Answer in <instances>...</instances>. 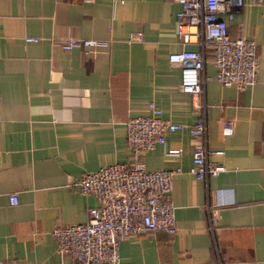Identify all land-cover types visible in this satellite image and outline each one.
Segmentation results:
<instances>
[{"label":"crops","instance_id":"0c3cea01","mask_svg":"<svg viewBox=\"0 0 264 264\" xmlns=\"http://www.w3.org/2000/svg\"><path fill=\"white\" fill-rule=\"evenodd\" d=\"M244 1L227 33L255 43L256 82L241 90L219 84L204 47L196 99L179 91V69L167 61L200 49L181 43L172 0H0V260L70 264L51 230L84 223L97 204L75 181L130 162L126 120L153 102L161 118L184 126L139 155L146 171L173 172L175 232L119 240L118 264H264V6ZM132 32L139 41L127 40ZM67 37L105 44L64 51L58 43ZM194 101L203 105L206 150L222 151L207 159L225 169L205 184L190 173ZM223 120L233 121L232 134H221ZM206 204L217 206L212 232Z\"/></svg>","mask_w":264,"mask_h":264},{"label":"built area","instance_id":"2783aa9c","mask_svg":"<svg viewBox=\"0 0 264 264\" xmlns=\"http://www.w3.org/2000/svg\"><path fill=\"white\" fill-rule=\"evenodd\" d=\"M179 9L174 14L176 34L182 44L195 43L200 49H182L168 54L169 64L179 69L180 92L193 98L203 93V48L207 43L211 50V63L215 66V80L222 86H234L241 90L256 82L259 62L255 43L246 38H230L227 22L245 5L244 0H172ZM250 5L264 6V0H250ZM141 35L132 32L128 41H139ZM35 41L36 38H24ZM61 50L72 48H96L105 42L67 37L59 41ZM195 100V99H194ZM199 112L197 119L188 126L193 140L190 173L204 184L225 169L222 165L207 159L209 153L220 155L222 151L209 152L205 148V126L203 105L192 102ZM146 114L132 116L126 120L125 140L131 150L128 164L114 163L79 176L75 185L80 194L91 195L96 206L88 208L84 223L58 225L52 228L59 256L67 255L70 264H118L117 243L119 240L135 237L144 232H175L173 206L168 197L171 189L172 171L148 172L139 160L141 152L155 145H164L166 133L182 129V124L164 120L160 109L153 102L145 107ZM233 133V121L221 122V134ZM166 155H177L178 149H167ZM8 204L16 205L14 193L7 196ZM216 205L204 206L207 228L213 230L218 217ZM0 264H8L0 260ZM29 264V263H16ZM218 264H220L218 262Z\"/></svg>","mask_w":264,"mask_h":264},{"label":"trees","instance_id":"16d2710c","mask_svg":"<svg viewBox=\"0 0 264 264\" xmlns=\"http://www.w3.org/2000/svg\"><path fill=\"white\" fill-rule=\"evenodd\" d=\"M204 47H208V48H209V44L206 43V44L204 45Z\"/></svg>","mask_w":264,"mask_h":264}]
</instances>
